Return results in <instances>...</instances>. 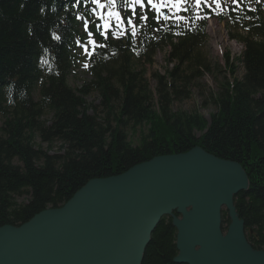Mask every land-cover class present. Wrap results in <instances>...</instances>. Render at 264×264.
Listing matches in <instances>:
<instances>
[{
  "label": "trees",
  "instance_id": "trees-1",
  "mask_svg": "<svg viewBox=\"0 0 264 264\" xmlns=\"http://www.w3.org/2000/svg\"><path fill=\"white\" fill-rule=\"evenodd\" d=\"M83 1L0 0V227L19 226L47 208L63 206L93 178L118 175L156 156L200 146L240 162L246 170L250 185L235 196V204L249 242L264 249V18L259 11L245 12L247 16L231 11L232 23L237 27L241 20L248 29L246 35H232L246 46L238 58L244 74L221 83L214 96L218 110L208 122L197 112L171 109L172 92L185 95V89L177 88L180 67L199 59L197 65L208 69L200 61L202 27L177 41L172 28L159 43L145 34L140 61L152 62L156 48L170 43L169 60L178 63L166 75L155 74L157 108L151 106L153 92L134 66L130 35L102 39L104 45L92 56L93 79L72 88L69 76ZM118 3L123 7V0ZM225 59L222 70L234 75L235 64L228 55ZM92 90L101 92L114 126L91 113L93 106L85 96ZM48 113L51 118L44 119ZM129 126L148 127L141 130L138 145L129 140ZM37 135L48 143L47 151L36 144ZM56 141L62 152L51 154ZM21 197L25 200L19 202ZM176 235L172 217L164 216L142 264H179L174 262Z\"/></svg>",
  "mask_w": 264,
  "mask_h": 264
},
{
  "label": "water",
  "instance_id": "water-1",
  "mask_svg": "<svg viewBox=\"0 0 264 264\" xmlns=\"http://www.w3.org/2000/svg\"><path fill=\"white\" fill-rule=\"evenodd\" d=\"M249 184L240 162L199 146L156 156L89 180L63 206L22 225L0 227V264H142L164 216L177 229L176 263L264 264L235 204Z\"/></svg>",
  "mask_w": 264,
  "mask_h": 264
},
{
  "label": "rangeland",
  "instance_id": "rangeland-1",
  "mask_svg": "<svg viewBox=\"0 0 264 264\" xmlns=\"http://www.w3.org/2000/svg\"><path fill=\"white\" fill-rule=\"evenodd\" d=\"M239 0H209V5L213 8L222 10L230 2H238ZM154 8L160 10V14L166 15V18H173L176 20L186 21V15L184 12L188 8H193L196 13H198L201 1L197 0H154ZM152 6V8H153ZM99 11V10H98ZM96 17L94 16L89 20L91 25H88L84 21L83 29L88 32L86 36V42L81 43L80 49H78V55L76 64L73 71L69 76V84L72 88L76 89L81 87L86 82L92 79V74L89 69L90 56L94 52V46L97 45V40L95 38V33L92 31V25L95 23ZM119 22V21H118ZM225 29L228 30V35L224 32H217L215 35L207 33V39L205 46L200 51V61L204 62L208 69L204 66H198L197 62L199 59H194L192 62L188 61L180 67L177 88L180 90L185 89V95H176L172 92L174 96V101L171 105L173 112H186L193 113L197 112L205 120L210 122L211 115L214 114L218 107L214 102V96L217 95L221 88V83L227 78L229 81L233 78L241 79L244 74V67L242 64L235 61V74L232 75L229 72L222 70L225 67L224 60L222 59V50L225 52H231L233 57L240 54L243 50V46L228 42L231 37L230 34L235 32L233 28L227 25L225 22ZM124 27L122 24L118 23V28L114 30L113 34L119 36L122 34ZM134 31V29L132 28ZM100 32L106 33L99 28ZM239 33H245L244 31H238ZM238 40H241V38ZM168 51L157 50L156 55L151 63L140 62L136 63L134 66L137 68V72L142 79L148 83V88L153 92V98L151 100V106L157 108L158 104V94L157 91V81L154 78L155 73L165 74L166 70L173 68V65L167 61ZM139 76V77H140ZM185 84V85H184ZM35 98L38 99L37 90L35 92ZM88 103L92 104L93 108L91 110L92 114L97 113L102 119H109L112 126L115 125L112 122V116L108 115V109L103 105V96L100 91L92 90L90 94L85 96ZM109 116V117H108ZM44 119H50L51 113L46 114ZM4 123V117L0 116V128ZM148 127H137L132 130L131 126L126 128V133L129 136V140L134 144L138 145L141 138V130H147ZM36 144L43 147L44 150H48V143L42 141L41 137L37 135ZM61 142L56 141L54 147L49 150V153L55 154L62 152L60 149ZM25 197L19 198V202L24 201ZM226 209L224 208V212ZM226 214V212L224 213Z\"/></svg>",
  "mask_w": 264,
  "mask_h": 264
},
{
  "label": "bare ground",
  "instance_id": "bare-ground-1",
  "mask_svg": "<svg viewBox=\"0 0 264 264\" xmlns=\"http://www.w3.org/2000/svg\"><path fill=\"white\" fill-rule=\"evenodd\" d=\"M215 27H219L218 30H221V33H222V31H223V25L220 26V25H215V24H214V28H212V31H213V32H215ZM134 63L136 64L137 62L135 61ZM37 94H38V98H39V89H37ZM34 95H35V93H34Z\"/></svg>",
  "mask_w": 264,
  "mask_h": 264
}]
</instances>
